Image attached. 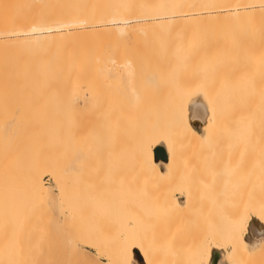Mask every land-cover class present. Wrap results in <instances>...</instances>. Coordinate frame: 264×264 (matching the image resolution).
Returning <instances> with one entry per match:
<instances>
[{"label":"bare ground","instance_id":"6f19581e","mask_svg":"<svg viewBox=\"0 0 264 264\" xmlns=\"http://www.w3.org/2000/svg\"><path fill=\"white\" fill-rule=\"evenodd\" d=\"M2 1L6 2V0H2ZM15 1L16 0H14V3H15ZM36 1H38V0H36ZM36 1H35V3H36ZM7 2H8V0H7ZM7 2H6L7 6H8V4L13 6L12 0H9V3H7ZM10 2H11V4H10ZM16 2L19 4L18 0ZM26 2H27V0H26ZM26 2L25 3L22 2L24 4L23 8H26V6L31 7L29 5L34 6L37 4V3L36 4L32 3L33 1H31V0L28 2H30L32 4L28 3L29 5H27ZM57 4L60 7L64 8L63 13H64V11L67 14L69 13L71 15L73 13L74 17L77 14L80 15V13L81 14L82 13H85V14L90 13V15H91V13H96V16L99 14L98 15L99 17L102 15V18L106 20L105 22L112 23L111 27L113 28V30L114 29L117 30V32L113 33L115 35V37L105 38L101 34L96 32L93 35L92 34L87 35V37H85V35L83 33V36L81 35V37L83 38V42H81L82 39L80 41L79 38H81V37L79 35L78 36L76 35L75 37H71L75 43L72 42L71 38L69 39L71 41H69L67 38L66 44L68 45V49H69V47H71L70 50L71 49H73V50H71L72 51L71 52L70 50L67 51V49H66V52H67L66 58H68L67 59L68 65H67V61H65L66 62V66H65L66 69H64L65 67L63 66L64 67L63 70H65L64 72H66V73L63 74V73L59 72L62 74V75L60 74L61 76L59 75L60 77H62V78H60V80H56L57 77L55 78L53 75H51L52 73H50V75H48V73H47L48 69H52V70L55 69L54 71L56 73L58 71V69H56V67H54V65L48 66L49 63L48 64L45 63V60H47L48 57L45 56L46 58H44V60H43V59H40L38 56H37L38 58H34V57L29 58L30 56L27 57L28 55L25 54L26 55L25 57H27V59L26 60L23 59V62L21 61L22 62L21 64L19 62V63H17L18 65H16V63H14L15 64L14 65L13 64V62H14L13 60L15 58L14 57L15 54H14L13 55L14 58L9 60V61H12V64H11L12 66H9L10 69H8L6 67V65H4L5 68L3 69L4 70L3 74H1V72H0V80H1L0 83L2 84V86L0 84V87H1L0 90L4 87L2 90L6 91L5 88H7L10 90V92L7 91L10 94L13 91V89L16 90L15 89V87H16L17 90H23L25 88L24 91H28L27 94L29 92L34 93V91L36 94H38V93L40 94L41 92H40L39 88L42 87L41 91H44V89H46L45 91H48V89H49V91H51L52 87L53 88L55 87V89H53V90H56V88H57L56 85H57L59 87V89L57 88V90L64 89L66 92L68 89H71L73 92H77V96H76L77 100L76 101L77 102L79 101L80 106L76 107L78 105V103L76 104L75 107H74V105H72V107H73V120L70 121L71 122V128L69 127L70 128V131H69L70 137L67 136L68 137L67 142H69L68 145H70V146H68L69 150H70L69 153L70 152L72 153L73 160L75 158L74 163H77L76 161H78V158H80V157L83 160V162H84V159L88 160L89 158L87 157V155L89 153H91V151L88 149H86V150H88L90 152H87V151L85 152L83 146H87L88 143L90 142L89 137H92V135L95 134L93 132L95 130V127H94V124L92 122V119H93L92 117L94 115L92 110L93 111L96 110V109L94 110V104H93L94 99L92 98L93 97L92 94H94V89L97 88L95 90H98V89L100 90V88L101 89L104 88L102 90L105 91V93L107 92L105 90L107 88H108L109 92H112V91H110L111 90L110 88H114L115 91L119 90L118 92L123 91L120 89H126L127 94H128V92H130V94L132 96V94H133V90H132L133 88L132 87L134 86L137 88V86L135 84L137 83L138 80L136 79L137 81H135V79L133 77V74L136 73L137 71L135 70L136 67H134V62H133V60H135V59L132 60V58L128 55V53H125L126 49H128V51H131V50H133V48H136V47L140 48L141 47L140 50H142V51L144 50L145 53H147V55H148V56L146 55V59H145L146 65L142 64L143 66H141V67H139V69H137L138 73L141 72L143 69H144L143 70L144 72L143 73L141 72V74L139 76L136 75L138 73L135 74L136 78H138V77L140 78V79L138 78L140 81V83L138 81V85H140L142 83L144 86V87H142V85H140L137 88V89L140 88L142 93H140L141 92L140 90L137 93L136 92L137 90L135 91V89H136L135 88L134 91L137 93L136 94L137 96L135 94H133V95L136 96V98L134 96L130 97L129 95H127V96H129L128 97L129 100H127L128 98L126 96L127 101L123 100L121 97H120L121 99L118 97H115V96H119V94H121V93L117 94V91L114 92V90H113V92H112L115 94V95L113 94L112 96H114L116 99H114V97L112 98V96L109 92H108L109 95L107 93V95L109 97L111 96V98L114 99L115 101H117L119 99H120V101L123 100L124 103L126 101L127 103L125 104L126 105L125 107L129 108L131 106L129 109H127L129 111L132 107L135 106V105L132 106L133 104L131 102H130L131 104L128 103L130 100L131 101L134 100V103H136V101H138L137 102L138 104H142L143 99L146 101V98H147V101L145 103L143 102L144 105L143 104L141 105L144 109L145 114L142 113L143 109H141L142 107L140 106L141 112L139 111V108L138 109L136 108L137 111L134 109L135 107L133 109H131L133 111L134 110L136 111V112L132 111L133 116H135L134 114L139 111L141 114H138L139 113L138 112L136 115V116L140 115L139 117L132 118L133 116L129 115V117L131 116V118L135 119V120H136V118L139 119L140 121H141L140 118H142V121L146 120V122L143 121L142 123L140 122L141 124L139 123V125H141V126L143 125L142 127L137 126L139 120L138 121L136 120L137 124H135L136 121L134 122L135 126H133V124L131 122V124H132L131 128L132 127L133 128L138 127V129H143L144 126L147 128H145L146 134H142V136L145 135L144 138H141L143 140L140 141L138 139L140 142L139 143L136 142V143H138V145L136 144L137 147L136 148L133 147L134 149H136V152H135V158L132 159V163L130 162L131 157L129 159V157L126 156L130 152V150L132 149V146L135 145L132 143L133 140L131 141L130 137L132 136V139H133L135 136V135L133 136V134H136V137H137V133L143 132V130H145V129L139 130V132L136 131L137 130L136 129L135 131L137 133H133L134 129H133V131L131 129H129V130H131L130 132L133 133V134L130 133V135L132 134L130 137L127 136L129 131H128V133H125V134H127L126 136H125V134H123L124 136L122 135V138L123 137H125L126 139H127V137L130 138V139H128L130 141H127V142L125 141V142L127 144L131 143L132 146L128 144L130 146V148L127 149V150H129V152L128 153L125 152L126 157H124V158H128L129 162L131 163V164L129 163V165L134 166L133 169L135 168L134 172H136L135 174H136V177L138 178V179H136L137 182L133 183V182H135L134 180H133V182H130L133 179V178H131V180H127L130 183V186L126 183V186H124L125 185L124 184L123 185L124 187H121V185L119 184L120 186L119 185L118 186H119V188L121 187L120 190H122V191L118 190L117 195H119L120 197L119 196L117 197V195L114 194L115 192L113 193L111 191L112 194L110 192L111 197L114 198V196H115V198H114L115 201L113 198L111 199L110 195H108L109 194L108 191L110 188L108 189V191H107V189H106V191L104 189V187L107 186L108 184L104 185L103 188H102L103 184H102V186L100 184V186H98L99 188L97 187L100 192L103 191L102 189H104V191L107 192L108 196L107 195L106 196L111 199L110 201H113L112 204L114 202L116 203V201H118L116 203V206L118 204L117 210H119L118 211L119 213L116 212L117 214H115V217H116V215H118L119 218L121 217V219L124 218V219H126V221H128V224H126V226L124 225V227H126V228H122V229H125L124 232H128V233L122 234L121 236H119L120 238L113 235V238H117V239H115V240H117V242L115 241L116 244L114 242H112V240H109V241H111V243L114 244V247L108 241L109 246L111 248L113 247L112 248L113 249V251H112L113 255L112 254L110 255V253L107 254V252L105 250H103L107 254L104 256V260H105L106 264H124L125 263V251H126L127 245L129 244L130 239H134L135 246H136L138 252L140 253V255L142 257L144 264H161V263L165 264L166 262L163 263L164 260H167V262L169 261V259L164 258L165 252L167 253V255L169 254L168 258L170 257V259H171L169 261L170 264L206 263L208 260V254H209V247L210 246L213 247L215 250L210 251L209 264H211V254L213 252L218 253V255H219V260H218L217 264H219L221 261V255H222V258H223V261L225 264H264V259H261L262 257L264 258V0H57ZM4 6H5V4H4ZM9 8L12 9V7H9ZM16 8H17V6H16ZM31 8H33V7H31ZM20 10H18V11L20 12ZM14 13H16V12H14ZM63 13H62V15L65 14V13L64 14ZM67 16L69 18V15H67ZM63 17H65V16H63ZM74 17H72V18L74 19ZM83 17H85V16H83ZM75 18H77V17H75ZM73 19H71V21H70L71 24H74V23H72ZM86 19L88 20V17ZM101 19H100V21H102ZM24 20H25V22H27L26 19H24ZM65 20H66L65 22L63 21L64 24H66L68 19L66 18ZM79 20H76V22ZM82 20H84V19H81L80 21H82ZM19 21H20V19H19ZM22 22H23V20H22ZM63 22H59V23H63ZM91 22H93V21H91ZM91 22H88V23L90 24ZM97 22H99V21H97ZM59 23L57 22L56 24H59ZM79 23H77L78 24L77 26L81 27L82 25ZM30 25H28V26H30ZM66 25H68V24H66ZM98 25H99V23H98ZM24 26H25V24H24ZM61 26L63 29L64 28L63 24ZM93 26H92V28H94V30H95V27H96L95 23ZM7 27H8V23H7ZM25 27L27 28V26H25ZM40 27H42V26L40 25ZM55 27L56 26H54V29H55ZM18 28H20V27L18 26ZM59 28H56V29H59ZM69 28H70V26H69ZM78 28L76 27V31L78 30ZM108 28H110V27H108ZM40 29H43V28H40ZM62 29H61V31L63 32L65 28L63 30ZM2 30H4V29L2 28ZM33 30H35V29H33ZM44 30H45V28H44ZM103 30L105 31L104 28H103ZM110 30H112V29H109L108 31H110ZM23 31H21V34L26 35V33H23ZM46 31H48V30H46ZM67 31L69 32L68 29H67ZM78 31H80V30H78ZM1 32L2 31H0V34H1ZM52 32H53V30H52ZM105 32H107V31H105ZM17 33H19V32H17ZM28 33H27V36L30 35V34L28 35ZM63 34L65 35V33H63ZM110 34H112V33H110ZM1 35L4 36L5 33H4V35L3 34H1ZM37 35L40 36V34H37ZM46 35H47V33H46ZM49 35H50V33H49ZM5 36L7 37V35H5ZM5 36H4V39H5ZM54 36H56V35H54ZM54 36L52 37V40H54L53 39ZM58 36H59V34H58ZM13 37H15V36L13 35ZM29 37L32 38V36H29ZM31 38H29V40L27 38H25V40L27 39L26 41H30ZM47 38H51V37H47ZM57 38H59V37H57ZM23 39H24V37H23ZM76 39H78V40H76ZM45 40H46L45 42L41 43L40 48H42V49H40L38 47V50H42V51H40V53L38 52L39 54H41V52H43L44 47H45L44 52L46 53L45 50H46L47 46L48 47L54 46L56 48V46H58L59 44L61 45V41H59L60 39L58 40L57 43L55 41L54 42L52 41L54 44L56 43L57 45L56 44L54 45L53 43H51L50 39H49V41L47 39H45ZM14 41L15 40H13V42ZM7 42H8V40H7ZM19 42H21V43H19ZM23 42L20 40L18 42L15 41V43H18L19 48L22 47L23 48L22 50H24V48H26V50H27L29 44H26V42L24 40H23ZM77 42H78V45L76 44ZM0 43H2V42H0ZM22 43L24 45L25 44L26 45L23 47ZM4 44L5 43H3L2 45L4 46ZM52 44H53V46H52ZM2 45H0V46H2ZM19 45H21V47ZM32 45L33 44L31 43L30 48H28V50L33 48ZM33 46H36L35 48H37L38 45L35 44ZM14 47H15V45H14ZM58 48H60V47H58ZM6 50H7V48H6ZM10 50H11V48H10ZM18 50L20 51L21 49H18ZM78 50H79V53L81 55H79V53H77V55H79L80 58H77L76 53H73V51L77 52ZM35 52H36V50H35ZM54 52L55 51L53 50V53ZM3 53H1V54L3 55ZM7 53L5 52L4 54H7ZM25 53H29V52L25 51ZM53 53L52 52L48 53L51 58H48V61H46V62L51 61L49 59L55 58L57 52H55V54H53ZM72 54H74L76 56L72 58V56H74ZM52 55H54V56H52ZM22 56L24 57V55H22ZM57 56H59V55H57ZM19 57H21V56H19ZM52 57H54V58H52ZM147 57H148V59H147ZM0 58H3V57L1 56ZM8 59L9 58H7V60ZM0 61H1V59H0ZM3 61H5V60H3ZM17 61H19V60H17ZM52 61H54V60H52ZM75 61H77V62L75 63ZM7 63L9 64L10 62H7ZM3 64H5V62H3ZM4 66H2V67H4ZM53 67H54V69H53ZM142 67H143V69H141ZM134 70L136 72H134ZM139 70H141V71H139ZM142 74H144V76H143L144 78L143 77L141 78ZM63 76H65V77H63ZM131 79H133L134 83L131 82L132 81ZM141 79H144V82H142L143 80H141ZM131 83L134 85H132ZM48 84L50 87L48 86ZM126 85H127V87H126ZM129 85L132 89L129 87ZM10 86L11 87L14 86V87L11 88ZM21 87H22V89H21ZM66 87H67V89H65ZM141 87H142V89L143 88L144 89L142 90ZM128 88H130V89H128ZM38 89H39V91H38ZM145 89H146V91H145ZM53 90H52V92H53ZM143 91H145V94H147V95H145L143 93ZM7 92L4 93L7 96V97L4 96V97H6L5 99H7L8 96L14 94V96H10V98H8L10 100V101L8 100L9 101L8 105L10 107V105H11L10 102H12L14 105V103L16 102L15 100L18 99V97H20V96L18 95V97L16 96L17 98H15V92L11 93L10 95ZM78 92H80V93L78 94ZM1 93H2V91H1ZM19 93H21V92L18 91V94ZM35 93H34V95H35ZM67 93H70V91L68 90ZM139 93L141 94L142 98H143L142 94H144V96L146 98L141 99ZM42 94H44V93H42ZM53 94H54V92H53ZM122 94H123L122 97L126 95L125 93H122ZM16 95H17V93H16ZM48 95H50V94H48ZM71 95H72V92H71ZM74 95H75V93H74ZM96 95H97V93H96ZM69 96L70 95H68V97ZM11 97L12 98L14 97L15 100H11L12 99ZM104 97H105V95H104ZM109 97H107L108 100L110 99ZM137 97L138 98L140 97V101L137 99ZM28 98L29 97H27V99ZM35 98H36V96H35ZM91 98L93 101L91 100ZM95 98H97V97H95ZM130 98H134V99L132 100ZM19 99L22 100L23 98L22 99L19 98ZM61 99H63V98H61ZM2 100H4V99H2ZM45 100H47V99H45ZM68 100H69V98H68ZM73 100H75V99H73ZM109 101H112V100H109ZM18 102H16V103H18ZM112 102H114V101H112ZM21 103H23V102L20 101V104ZM44 103H45V101H44ZM69 103H70V101H69ZM109 103L108 104L106 103L107 106L109 105ZM137 103H136V107H138ZM146 103H147V105H145ZM5 104L7 105V103H5ZM119 104H123V103L118 102V106L119 107L123 106V108L125 110L124 105L120 106ZM3 106H4V104H3ZM2 108H1V110L5 109V108L4 109H2ZM108 108H107L106 112L109 111ZM115 108H116V105H115ZM6 109H7V107H6ZM112 109H113V107H112ZM122 109H120V110L122 111ZM120 110L118 109L119 114L115 113L116 114L115 116H117V114L123 115V112H125V111L123 110V112L121 113ZM42 112L43 111H41V113ZM91 112L93 113V115L90 114ZM115 112H116V110H115ZM126 112H128V111H126ZM126 112H125V114H126ZM109 113H111V111H109ZM5 114H8V112ZM51 114H53V113H51ZM128 114H131V112ZM13 115H15V113ZM127 115H125V116H127ZM143 115H144V117H142ZM59 116H61V114ZM113 116H114V114H113ZM113 116L111 115V117H113ZM103 117H104V115H103ZM12 118H13V116H12ZM120 118H122V116H119V119ZM131 118H129L130 121H131ZM63 119L64 118H62V121H63ZM122 119L127 120V118L124 119V116ZM123 120L121 122H123ZM65 121H67V120L65 119ZM65 121H64V123H65ZM115 121H118V119H116ZM9 122H13V121H9ZM3 123L5 124L4 121H3ZM69 123H67V125ZM8 124H10V123H8ZM129 124H127L126 126H129ZM17 125H18V123H17ZM29 125H31V124H29ZM59 125H61V124H59ZM110 125H111V123H110ZM120 125L119 126L117 125L118 126L117 128H119ZM5 126H6V124H5ZM8 126L9 125H7V127ZM2 128L3 127L1 126L0 129L2 130ZM10 129H12V128H10ZM115 129H116V126H115ZM122 129H123V127H122ZM64 130H65V128H64ZM116 131H117V133L120 132V130L118 131V129ZM122 131H125V128H124V130H121L120 134L124 133ZM69 133H68V135H69ZM52 134H53V132H52ZM139 134H138V136H139ZM11 136H12V134H11ZM13 136L15 137L16 135H13ZM30 136H31V134H30ZM118 136H119V134H118ZM118 136H117V138H118ZM22 137H20V138H22ZM99 137H102V136H99ZM136 137H135V139L138 138V137L137 138ZM64 138H66V137H64ZM95 138L96 137H94V141L97 142V138H96V140H95ZM103 138H105V137H103ZM4 139H5V137H4ZM118 139H121L120 136ZM135 139H134V141H135ZM47 140H49V139H47ZM53 141H54V139H53ZM80 141L84 142V145L81 144ZM100 141H98V144L100 143ZM105 141L103 143H105ZM118 142H119V140H118ZM120 142L122 143L123 141H120ZM5 143H7V142H5ZM109 143H107L108 146H109ZM85 144H87V145H85ZM92 144H94V143H92ZM96 144H94V145H96ZM81 145H82V147H81ZM110 145H111V143H110ZM64 146H66V145H64ZM88 146L89 147L91 146V142L89 143ZM121 146L124 147L125 145H121ZM121 146H119V147H121ZM96 147L98 149L99 146H96ZM106 147H107V145H106ZM113 147H115V146H113ZM119 147H117V148H119ZM123 147H122V150H123ZM158 147L161 148V150H159V152H158L159 155H164L166 157V160L164 162L160 161V160H155L153 151H154V149H156ZM92 149H93V147H92ZM111 149H112V147H111ZM9 150H10V148H9ZM34 150H36V149H34ZM107 151H109V150H107ZM131 151H133V150H131ZM7 153L8 152L5 151V145L3 144V147L0 150V163H2L5 166L8 164L7 163L8 159H9L8 157L10 156V155L7 156ZM66 153H67V151H66ZM118 153H120V152H118ZM78 155L80 157H78ZM108 155H110V154H108ZM152 155H153V161L154 162L151 159ZM102 156H104V155L102 154ZM102 156L100 158H102ZM122 156L123 155H121L120 157L122 158ZM105 159L107 160V158H104V160ZM82 160L80 162H81V164H83L82 165V167H83L84 163L82 162ZM98 160H100V159H98ZM123 160H125V159H123ZM110 161L111 160H109L108 161L109 163H107L108 166H110V164H111ZM156 161L164 163L162 166L163 171H161L159 169V167L155 163ZM101 162L104 163V161H101ZM32 163H34V162H32ZM62 163H63V161H62ZM113 163L114 162H112V165H113ZM125 163H124V165H125ZM29 164H30V162H29ZM40 164L42 165V163H40ZM81 164L79 166H81ZM37 165H38V162H37ZM105 165H106V163H105ZM126 165H128V164H126ZM73 166L75 167L76 165H73ZM108 166H107V168H110ZM102 167H104V165ZM119 167L121 169L122 166L120 165ZM112 168L113 167H111L110 170H112ZM114 168L116 169L117 167H114ZM38 169L40 170L39 167H38ZM35 170H31V172L27 173L26 179H24V182L26 185L24 187L22 184V186L24 188L22 187L23 190H20V191L24 192V194H25L24 198H26V199L24 200L22 198V200L27 201V199L30 197L32 201H30V199H28L27 202L29 203V205L31 202H33V204L36 206V208H39V207L44 208V202H43V200H44V198H43L44 186H43L42 181H41V176L39 174L37 175V172L36 173L34 172ZM42 170L45 171L46 169L45 170L42 169ZM60 170H62V169H60ZM69 170H70V167H69ZM80 170L82 173L83 168L80 167L79 172H80ZM97 170H98V168H97ZM110 170H109V172L111 173ZM126 170H129V169L126 168ZM73 171L76 172V168ZM73 171H72V173L76 174ZM103 171H107V170H103ZM103 171H102V174L104 173ZM124 171L125 170H122V172H124ZM126 172L124 173V175H126ZM0 173H1V171H0ZM21 173H19V174H21ZM42 173H45V172H42ZM72 173H69V175L70 174L72 175ZM106 173H108V172H106ZM46 174H47V172H46ZM83 174H81V175H83ZM102 174H100V175H102ZM66 175H68V173ZM81 175L79 178H81ZM21 176H22V174H21ZM63 176H64V173H63ZM76 176L77 175H75V177ZM130 176L133 177L131 172H130ZM49 177H52V175L49 174ZM72 177H73V175L70 176V178H72ZM110 177H111V175H109V178ZM75 179H73V180L75 181ZM97 179L101 180V178H97ZM123 179L125 180V178H123ZM73 180H71V181H73ZM82 180H84V179L82 178ZM112 180L114 182V179H112ZM22 181H23V179H22ZM76 181H77V179H76ZM76 181H75V184H76ZM105 181H104V183H105ZM111 181L109 180L110 183H111ZM73 182H72V184H74ZM81 182H83V181H81ZM117 182H115V184ZM120 182H122V181L120 180ZM62 183H65V182H62ZM92 183H94V182H92ZM106 183H108V182H106ZM14 184H12V185H14ZM82 184H85V183H82ZM82 184H80V185H82ZM117 184L115 186H117ZM0 185H1V183H0ZM2 185H3V183H2ZM7 185L8 184H6V186ZM77 185H73V186L71 185V187H65V186H62V184L61 185L57 184L56 189H55V193H56L55 195H56V200L60 206V210H61L62 214L71 215V220H72V217H76L77 215H79L81 208H83V210H85V211H82L85 214L83 215V213L81 212L82 216L80 215L79 218L86 216V214H87V218H88L89 216H91L90 214H92L93 211H95V212L97 211L96 208H98L99 206L104 209V207L107 205L106 202H108L109 200L106 199L107 201H105L103 199L104 200L103 203L106 204L103 206L99 205L98 202L100 201L102 203V200H99V199L102 196H103L102 198H105L104 196L106 193L103 194L101 192L102 193L101 194L100 192H98L96 190L97 195H95V194H92L93 193L92 191H94V193H95V190H92L94 187L91 188L90 186L89 187L84 186V188H82L83 186H80L81 187L80 188ZM86 185H88V184H86ZM109 185H111V184H109ZM127 185L129 187V189H128ZM118 186L115 187L114 190H116V188H118ZM100 187H101V190H100ZM157 188L159 189L160 194L159 193L156 194L155 192H153V189H157ZM4 189H6V188H4ZM4 189H2V191H0V194H3ZM12 189H13V187H12ZM16 189H17V187H16ZM158 189L156 192H158ZM110 190H113V189H110ZM123 190H124V193H123ZM126 190H128V191H126ZM150 190L153 193H151ZM119 192H121L123 194H121ZM13 193H14V195L16 194L15 192H13ZM99 193L102 195L101 197L98 196ZM113 194H114V196H112ZM3 195H2V198H4L6 194L4 195V197H3ZM152 195H153V197H152ZM20 196H24V195H20ZM26 196H28V197H26ZM179 198H183V201L179 202L178 201ZM7 199H9V198H7ZM0 200L2 201L1 197H0ZM110 201L108 202L109 206L111 205V204H109ZM18 202L19 201L15 202L16 203L15 206L14 205H12V206L18 208L17 207ZM27 202H23V203L27 204L26 208L27 209L29 208V211H30V209L32 210V207H34V205L31 204L30 206H32V207H27V206H29ZM9 203H10V201H9ZM6 204H7V202H5V205ZM11 204H13V203H10V205ZM21 204H22V202H21ZM114 204L112 205V207H114ZM2 205H0L1 206L0 208H2ZM21 207L22 206L20 205L19 208H21ZM7 208H8V206H7ZM36 208H35V211L38 210ZM115 208H117V207H115ZM7 210H10V208ZM20 210L21 209H19V211ZM33 210H34V208H33ZM99 210H101V209L99 208ZM111 210H113V209L111 208ZM107 211L105 213H107ZM27 212H28V210H27ZM40 214H38L39 217H40ZM102 214L103 213H101V215ZM46 215H47V213H46ZM95 216L96 215H94L93 217H95ZM99 216H100V214H99ZM93 217H91V219ZM250 217H253V218L249 222V226H248L249 233L247 234V237H246L247 222L249 221ZM65 218L63 219L64 222H65ZM81 219H83V218H81ZM111 220L113 222V219H111ZM66 221H67V219H66ZM89 221L90 220L88 219L87 223L90 226L92 220L90 222ZM93 221H94V219H93ZM100 221H102V220L99 219V223H100ZM107 221H108V218H107ZM73 222H74V220H73ZM97 223H98V221H97ZM105 223L106 222H104V224ZM110 223H111V221H110ZM66 224H68V222ZM111 224H112L111 225V227H112L113 223H111ZM115 224H116V222H114V227H117V229H118L120 225L118 224L119 226H116ZM122 224H123V222H122ZM152 224H156V225L158 224V226L159 225L162 226L163 229H161V230H165V231H163V233L166 235H164V234L162 235L161 233L158 235V232L161 230L158 229L159 227H157L158 232L155 231L156 225H152ZM39 225H40V223H39ZM91 225H93V223ZM2 226H3V224H2ZM9 226H10V224H9ZM75 226L76 225H74V227ZM151 226H154L153 227L154 229H152ZM83 227H85V226H82V228ZM92 227H94V226H92ZM107 227H108V225H107ZM122 227H123V225H122ZM95 228H97V227H95ZM109 229H111V228H109ZM73 230H74V234H77V233H75L76 230L75 229H73ZM97 230H100V228ZM118 230L115 233L117 236L120 234V232L118 233ZM2 231H1V233H2ZM57 231L59 232V230H57ZM79 231L80 230H78V232ZM86 231H87V229H86ZM100 231H97V234L100 235V233H98ZM103 231H105V229ZM112 231L115 232V230H112ZM150 231L153 234H151ZM154 231L156 232L155 234H154ZM88 232H90V231H88ZM80 234H81V232H80ZM112 234H114V233H112ZM155 235H156V237L157 236L160 237V235L164 236V237L166 236V238L163 240H165V244H166L167 249H163V248H165V245L164 246L162 245V243H163L162 238H164V237H162V238H160L161 241H159L158 239L156 241V242L161 243V245L159 246L160 248L163 246V248H161V250L159 248L158 249L159 252H157L158 247H154L155 245H154V243H152V241L155 242V240H153V238L155 239V237H154ZM72 236L74 237V235H72ZM80 236H83V235H80ZM101 236L104 237V235L101 234L100 238H102ZM151 236H152V240L150 238ZM76 237H77V235H76ZM86 237H87V234H86ZM92 237H90V238H92ZM113 238H111V239H113ZM87 239H89V237ZM93 239H95V240L97 239L96 234H95V238L93 237ZM95 240H92V241L94 242ZM118 240H119V242H118ZM71 241H73V240H71ZM77 241H81V240H77ZM84 241H86V240H84ZM106 241L107 240H105V243H108ZM81 242H83V241H81ZM93 242H92V244H93ZM102 242L100 243V241H98L97 243H100L102 245ZM90 243L91 242H89V245L85 244V246L88 245V248L91 250H94L95 252L100 249L101 245L99 246V249H97L96 247L99 244L96 245V242H95L94 243L96 245L95 246L94 244L92 245ZM117 243H118V245H117ZM160 243H157V244L155 243V244L158 245ZM80 244H82V243H80ZM109 246L108 247L106 246L107 249L109 248ZM154 248H156V249H154ZM100 250H99V254L102 251V250L101 251ZM154 250L156 251L155 254L158 253L160 255L163 253L162 254L163 256L160 255V257L164 258L163 262H161L162 258L157 256V258L161 259V261L159 263V259H156V257L154 256L155 255ZM107 251H109V250H107ZM162 251H164V252H162ZM104 252H103V254H104ZM82 253H83V251H81V255L83 256ZM81 255H80V257H82ZM167 255L165 254V257ZM85 256L89 257L91 255L88 256V253H87V254H85ZM91 258L93 259L92 256H91ZM83 259L78 257L76 259V261L81 262V261H83ZM92 259H90V260H92ZM94 260H96V259H94ZM156 260H158L157 263L155 262ZM84 262H86V258H85ZM84 262H83V264H84ZM169 263H166V264H169ZM103 264H105V263H103Z\"/></svg>","mask_w":264,"mask_h":264},{"label":"rangeland","instance_id":"374dc122","mask_svg":"<svg viewBox=\"0 0 264 264\" xmlns=\"http://www.w3.org/2000/svg\"><path fill=\"white\" fill-rule=\"evenodd\" d=\"M17 1V0H16ZM15 1V3H14V0H12V2H13V6L12 5H9L8 4V6L9 7H12V9H10L7 5H6V2H7V0H6V2H4V1H2V0H0V31H2L1 32V34H3L4 35V33H5V35H7V37L5 36V39H4V36H2L1 34H0V42H2V43H0V45H2L3 43H5L4 44V46L2 47V46H0V57L2 56L3 58H0L1 59V61H0V66L3 64V62H5V64H3L2 66H4V65H6V67L8 68V69H10V67L9 66H12L11 64H12V61H9V60H11V59H13L14 57V62H13V64L14 63H16V65H18L17 63H19L20 62V64L23 62V59H27V57H29V58H40V59H43L44 60V58H46V57H48V58H51L50 57V55L48 54L49 52H52L53 53V50L55 51V52H57V54H56V56H55V58L54 57H52V58H54V59H49V60H51V61H49V62H46V61H48V58H47V60H45V63L46 64H48L49 63V65L48 66H52V65H54V67H56V69H58V71H57V73L54 71L55 69H54V67H53V69L54 70H52V69H48L47 71V73H48V75H50V73H52L51 75H53L55 78L57 77H59L58 79L56 78V80H60V78H62V77H60L62 74L61 73H66V72H64L65 70H63V68L66 66V62L65 61H67V59L68 58H66V56H67V52H66V49H67V51H69L70 50V48L71 47H69V49H68V45L66 44V41H67V38H68V40L71 38V37H75L76 35L78 36H80L81 37V35L83 36V33H84V35H85V37H87V35H93L94 33H99V34H101L103 37H105V38H111V37H115V35L113 34V33H115V32H117V30L116 29H114L113 30V28L111 27L112 26V23H110V22H105L106 20L105 19H103L102 18V15L99 17L98 15L96 16V13H91V15L93 16H91L90 15V13L88 14V13H80V15L79 14H75L76 16L75 17H77V18H75L74 16H73V13H72V15L71 14H67L65 11H64V13L66 14H64L63 13V7H60L58 4H57V0H38V1H36V0H31V1H33L32 3H35V1H36V5H29L28 3H30V2H28V1H30V0H27V2H26V0L24 1V0H21L23 3H25L26 2V4L27 5H29V6H31V7H33V8H31V7H27L26 6V8H23L24 7V4L20 1V0H18V2H19V4L17 3ZM2 2V3H1ZM4 2V3H3ZM7 3H9V0H8V2ZM22 3V4H21ZM32 3H30V4H32ZM4 4H5V6H4ZM10 4H11V2H10ZM15 6V7H14ZM16 6H17V8H16ZM21 7V8H20ZM30 8V9H29ZM21 9V10H20ZM23 9V10H22ZM18 10H20V12L18 11ZM22 11V12H21ZM14 12H16V13H14ZM11 13V14H10ZM62 13L64 14V15H62ZM88 14V15H87ZM95 14V15H94ZM3 15V16H2ZM8 15V16H7ZM67 15H69V18H68V16ZM87 15V16H86ZM63 16H65V17H63ZM83 16H85V17H83ZM96 16V17H95ZM11 17V18H10ZM62 17V18H61ZM72 17H74V19L72 18ZM83 17V18H82ZM88 17V20L86 19ZM95 17V18H94ZM5 18V19H4ZM26 19V21L27 22H25V20L24 19ZM59 18V19H58ZM61 18V19H60ZM64 18V19H63ZM68 19L67 20V22H66V24H68V25H66V24H64V22L66 21L65 19ZM98 18V19H97ZM102 18V19H101ZM19 19H20V21H19ZM71 19H73V21H72V23H74V24H71L70 23V21H71ZM81 19H84V20H82V21H80ZM100 19L102 20V21H100ZM14 20V21H13ZM22 20H23V22H22ZM58 20V21H57ZM76 20H79V21H77L76 22ZM17 21V22H16ZM64 21V22H63ZM87 21V22H86ZM91 21H93V22H91ZM97 21H99V22H97ZM2 22V23H1ZM59 23V22H63V23H59V24H56V23ZM76 22V23H75ZM80 22V23H79ZM88 22H91L90 24L88 23ZM7 23H8V27H7ZM77 23H79V24H81L82 26L81 27H79V26H77L78 24ZM85 23V24H84ZM94 23H95V30H94V28H92V26L94 25ZM98 23H99V25H98ZM105 23V24H104ZM11 24V25H10ZM24 24H25V26H27V28L24 26ZM31 24V25H30ZM63 24V27L65 28H63L64 29V31L62 32L61 31V29H62V25ZM76 24V25H75ZM92 24V25H91ZM101 24V25H100ZM103 24V25H102ZM28 25H30V26H28ZM39 25V26H38ZM40 25L42 26V27H40ZM51 25V26H50ZM58 25V26H57ZM75 25V26H74ZM85 25V26H84ZM18 26L20 27V28H18ZM44 26V27H43ZM54 26H56L55 27V29H54ZM69 26H70V28L72 29H70L69 28ZM90 26V27H89ZM14 27V28H13ZM35 27V28H34ZM60 27V28H59ZM76 27L78 28V30H80V31H76ZM86 27V28H85ZM94 27V26H93ZM108 27H110V28H108ZM2 28L4 29V30H2ZM35 29V30H33V29ZM40 28H43V29H40ZM44 28H45V30H44ZM53 28V29H52ZM56 28H59V29H56ZM75 28V29H74ZM103 28L105 29V31H107V32H105L104 30H103ZM107 28V29H106ZM11 29V30H10ZM18 29V30H17ZM21 29V30H20ZM39 29V30H38ZM62 29V30H63ZM67 29L69 30V32L67 31ZM85 29V30H84ZM93 29V30H92ZM100 29V30H99ZM109 29H112V30H110V31H108ZM24 30V31H23ZM44 30V31H43ZM46 30H48V31H46ZM52 30H53V32H52ZM55 30V31H54ZM84 30V31H83ZM89 30V31H88ZM7 33H6V32ZM10 31V32H9ZM21 31H23V33H26V35H22L21 34ZM36 31V32H35ZM46 31V32H45ZM60 33H59V32ZM66 31V32H65ZM99 31V32H98ZM17 32H19V33H17ZM29 32V33H28ZM35 32V33H34ZM50 33V35H49V33ZM75 32V33H74ZM112 33V34H110V33ZM27 33H28V35L29 36H32V38L31 37H29V36H27ZM46 33H47V35H46ZM63 33H65V35L63 34ZM69 33V34H68ZM74 33V34H73ZM78 33V34H77ZM81 33V34H80ZM105 33V34H104ZM35 34V35H34ZM37 34H40V36L39 35H37ZM58 34H59V36H58ZM61 34V35H60ZM67 34V35H66ZM71 34V35H70ZM13 35L15 36V37H13ZM22 35V36H21ZM37 35V36H36ZM54 35H56V36H54ZM2 36V37H1ZM18 36V37H17ZM27 36V37H26ZM54 36V40H52V37ZM61 36V37H60ZM64 36V37H63ZM66 36V37H65ZM70 36V37H69ZM107 36V37H106ZM11 37V38H10ZM20 37V38H19ZM23 37H24V39H23ZM31 38V40L30 41H26L27 39L29 40V38ZM35 37V38H34ZM47 37H51V38H47ZM57 37H59V38H57ZM8 38V39H7ZM25 38H27L26 40H25ZM40 38V39H39ZM79 38V37H78ZM8 40V42H7V40ZM10 39V40H9ZM18 39V40H17ZM26 42V44H29V46H28V48H30V45H31V43L33 44V45H35V44H37L38 46H37V48H35L36 46H33L32 45V47L33 48H31L30 50H28V48H27V50H26V48H24V50H22L23 48L21 47V45H19L21 48H19L18 47V43H15V41L16 42H18L19 40L20 41H22L23 42V40ZM45 39H47L48 41H49V39L51 40V43H53L54 41L57 43L58 42V40L59 41H61V45L59 46H56V48L53 46V44H52V46L53 47H51L50 45V47H48L47 46V48H46V53L44 52V49H45V47L43 48V52H41V54H39L40 53V51H42V50H38V47L40 48L41 47V43L42 42H45L46 40ZM72 39V38H71ZM80 39V41H81V39H82V41L81 42H83V38L81 37V38H79ZM12 40V41H11ZM13 40H15L14 42H13ZM76 40H78V39H76ZM32 41V42H31ZM53 41V42H52ZM65 41V42H64ZM69 41H71V40H69ZM72 42H74L73 41V39H72ZM10 45H9V44ZM19 43H21V42H19ZM24 43V42H23ZM22 43V46L24 47L25 45ZM35 43V44H34ZM55 43V44H56ZM75 43V42H74ZM8 44V45H7ZM54 44V45H55ZM65 44V45H64ZM77 45H78V42L76 43ZM80 44V43H79ZM14 45H15V47H14ZM17 45V46H16ZM57 45V44H56ZM10 46V47H9ZM58 47H60V48H58ZM78 47V46H77ZM4 50H3V49ZM6 48H7V50H6ZM10 48H11V50H10ZM18 49H21L20 51L18 50ZM40 49H42V48H40ZM63 49V50H62ZM78 49V48H77ZM76 49V50H77ZM138 49V50H137ZM141 49V47L139 48V47H136V48H133V50H131V51H128V49H126V52L125 53H128V55L132 58V60L133 59H135V60H133V62H134V67H136V71L134 70V72H136V73H138V70L137 69H139V67H141V66H143V65H146L145 63H146V55H147V53H145V51L143 50H140ZM6 50V51H5ZM35 50H36V52H35ZM65 50V51H64ZM71 50H73V49H71ZM70 50V51H71ZM5 53H7V54H4L3 52ZM13 51V52H12ZM25 51H27V52H29V53H25ZM34 51V52H33ZM33 52V53H32ZM39 52V53H38ZM55 52L53 53V54H55ZM72 52V51H71ZM1 53H3V55L1 54ZM18 53V54H17ZM37 53V54H36ZM69 53V52H68ZM73 53H76V55H77V53H79V50L77 51V52H74L73 51ZM12 56H11V55ZM15 54V55H14ZM28 55L27 57H25L26 55ZM31 54V55H30ZM8 57H7V56ZM13 55H14V57H13ZM18 55V56H17ZM22 55H24V57L22 56ZM33 55V56H32ZM44 55V56H43ZM57 55H59V56H57ZM72 55H74V54H72ZM76 55H74V56H72V58L73 57H75ZM79 55H81L80 53H79ZM79 55H77L76 57L77 58H80V56ZM92 55V54H91ZM19 56H21V57H19ZM36 56V57H35ZM38 56V57H37ZM42 56V57H41ZM46 56V57H45ZM52 56H54V55H52ZM71 56V55H70ZM79 56V57H78ZM148 56V55H147ZM7 58H9L8 60H7ZM16 59V60H15ZM58 59V60H57ZM65 59V60H64ZM147 59H148V57H147ZM3 60H5V61H3ZM17 60H19V61H17ZM52 60H54V61H52ZM64 60V61H63ZM77 60V59H76ZM16 61V62H15ZM22 61V62H21ZM7 62H10L9 64L7 63ZM57 62V63H56ZM74 62V61H73ZM77 61H75V63H76ZM7 63V64H6ZM51 64V65H50ZM74 64V63H73ZM143 64V65H142ZM8 65V66H7ZM15 65V64H14ZM67 65H68V61H67ZM0 67L1 69H0V72H1V74H3V69L5 68V66L4 67ZM64 66V67H63ZM68 67V66H67ZM146 67V66H145ZM12 68V67H11ZM64 69H66V67L64 68ZM141 69H143V67L141 68ZM2 70V71H1ZM51 70V71H50ZM63 70V71H62ZM144 70V69H143ZM141 71V70H139V71H141L142 73L144 72V71ZM50 71V72H49ZM53 71V72H52ZM59 72H61V73H59ZM141 72H139L138 74H136V73H134L133 74V77H134V79H135V81H139V79L138 78H136L135 76L137 75V76H139L140 74H141ZM55 75H54V74ZM146 73V72H145ZM144 73V74H145ZM57 74V75H56ZM61 74V75H60ZM136 74V75H135ZM144 74H142L141 75V78L144 76ZM60 75V76H59ZM67 76V75H66ZM63 77H65V76H63ZM144 78V77H143ZM137 79V80H136ZM132 81V83H134V81H133V79H131ZM141 80H143L142 82H144V79H141ZM1 81V80H0ZM138 81H137V83L135 84L136 86H137V88H138V86H140V85H142V87H144L143 86V84L141 83L140 85H138ZM131 83V84H132ZM139 83H140V81H139ZM1 84V83H0ZM130 84V85H131ZM13 85V84H12ZM130 85H129V87H130ZM132 85H134V84H132ZM131 85V86H132ZM145 85V84H144ZM1 86H2V84H1ZM48 86H49V84H48ZM47 86V87H48ZM53 86V85H52ZM51 86V87H52ZM11 87V86H10ZM9 87V88H10ZM12 87H14V86H12ZM11 87V88H12ZM50 87V86H49ZM48 87V88H49ZM56 87L59 89V87L56 85ZM63 87V86H62ZM126 87H127V85H126ZM142 87H141V89H142ZM1 88V87H0ZM4 88V87H3ZM2 88V89H3ZM42 88V87H41ZM41 88H39L40 89V94L38 93V94H36L35 93V91H34V93H35V95H34V93L32 92V93H28L27 94V92L28 91H24V89L23 90H17V88L15 87V89L16 90H14L13 89V91L11 92V93H14L15 92V98H17L18 97V95L20 96V97H18V99H14V97L11 99V100H15L16 102H18V103H14V105H13V103L12 102H10V107H9V105H8V103H9V99L8 98H10V96H14V94L13 95H10L7 91H9L10 92V90L9 89H7V88H5L6 89V91H4V90H0V128H1V126L3 127L2 128V130L0 129V150L2 149V147H3V144L5 145V151L6 152H8L7 153V156H9L8 158V166L6 165H3L2 163H0V171H1V173H0V183H1V185H0V191H2V189H4V188H6V189H4L3 191V194L5 195V197H4V195L3 194H0V197H1V199H2V201L0 200V205H2V208H0V226L2 227H0V234L2 235H0V264H83V262L85 261V258H86V262H84V264H103V263H105L106 264V262H105V260H104V256L105 255H107L108 253H110V255L112 254L113 255V253H112V251H113V247H114V244L113 243H111V241H109V240H112V242H114L115 244H116V242H117V240H115V239H117V238H113V235H115L116 237H118V238H120L119 236H121L122 234H124V233H128V232H124L125 231V229H122V228H126V227H124V225L126 226V224H128V221H126V219H124V218H122L121 219V217L119 218V216L118 215H116V217H115V214H117L116 212H118L119 210H117L118 209V204H117V206H116V203L118 202V201H116V203L114 204V207H112V202L113 201H110L113 197H111V194H112V192L114 193V194H116L117 195V192H118V190H120V188L121 187H124V186H126V183L130 186V183L127 181V180H131V178H133L130 182H133V180L135 181V182H133V183H136L137 181H136V179H138L137 177H136V172H134V170H135V168L133 169V167L134 166H132V165H129V163L131 162L132 163V159H134L135 158V152H136V149H134L133 147H137V145H138V143L141 141V140H143V139H141V138H144L145 137V135L144 136H142V134H146V129L145 128H147V127H143V129H145V130H143V129H138V127L137 128H131V126H132V124H133V126H135L134 125V122L137 120H139V119H137L136 118V120L135 119H132V118H134V117H139V116H136L137 115V113L141 110V109H143V107L141 106L142 104L144 105V103L147 101V98L144 96V94H145V91H146V89H145V91H143V93L144 94H142V96H143V98H146V101L141 97V94L140 93H142V91L140 90V88L139 89H137L136 87H130L132 90H133V94H137L138 92H139V90L141 91L139 94H140V97H141V99H143V102H142V104H138L137 102L138 101H136V103H137V106L138 107H136V103H134V98H130V99H132L133 101H129L128 103H132L133 105L132 106H134V107H132L131 109H135L136 110V108L138 109L139 108V111L137 112V113H135L134 115L135 116H133V113H132V111L133 110H131L130 109V111L129 110H127V109H129V108H126L125 106V104L127 103L126 101L127 100H129V96L130 97H132V96H134L133 94H132V96H131V94H130V92H128V94H127V90L126 89H120V90H123V91H121V92H118L117 90V94H119V93H121V94H119V96H115V97H118V98H122L123 100H126V96L127 95H129V96H127V100L125 101V103H124V101L123 100H121L120 101V99L119 100H117V101H115L114 99H116L114 96H112L114 93H112L113 92V90H114V88H110L111 90L110 91H112V92H109V90H108V88L107 89H105L107 92L105 93V91H103L102 89H104V88H100V90L98 89V90H95V89H97V88H95L94 89V94H92L93 95V99H94V102H93V104H94V110L95 111H93L92 110V112L94 113V115H93V113L91 112L90 114H92L93 115V119H92V122H93V124H94V127H95V130L93 131L95 134L94 135H92V137H89V140H90V142H91V146L89 147L88 145H89V143H88V145L87 144H85V145H87V146H83V148H84V151L86 152H90L91 151V153H89L88 155H87V157L89 158H87L88 160H85L84 159V162H83V160L81 159V157L78 155V157H80V158H78V161H76L77 163H74L75 161V158H74V160H73V156H72V153L70 152L69 153V147L68 146H70V145H68L69 144V142H67L68 141V137H70V133H69V131H70V128H71V122L70 121H72L73 120V107H72V105H74V107L76 106V104L78 103V105L76 106V107H78V106H80V103H79V101L77 102L76 100V96H77V92H73L71 89H68L69 91H70V93H67V91L65 92V90L64 89H60V90H57V88H56V90H53V89H55V87L53 88L52 87V90H53V92H54V94H53V92H52V90L51 91H49V89H48V91H45L46 89H44V91H41L42 89ZM46 88V87H45ZM125 88V87H124ZM130 88H128V89H130ZM136 88V89H135ZM21 89H22V87H21ZM27 89V88H26ZM35 89V88H34ZM39 89H38V91H39ZM65 89H67V87L65 88ZM134 89H135V91L137 92H135L134 91ZM144 89V88H143ZM142 89V90H143ZM12 90V89H11ZM36 90V89H35ZM64 90V91H63ZM1 91H2V93H1ZM4 91V92H3ZM17 91V92H16ZM18 91L19 92H21V93H19L18 94ZM30 91V90H29ZM32 91V90H31ZM96 91V92H95ZM115 90H114V92H116ZM8 93L10 96H8V98L7 99H5L7 96L4 94V93ZM25 92V93H24ZM56 92V93H55ZM71 92H72V95H71ZM111 94V96H112V98L114 97V99H112L111 98V96L109 97L108 95H109V93ZM135 92V93H134ZM16 93H17V95H16ZM42 93H44V94H42ZM62 93V94H61ZM70 95L69 97H68V95ZM74 93H75V95H74ZM80 92H78V94H79ZM93 93V92H92ZM96 93H97V95H96ZM101 93V94H100ZM104 93V94H103ZM107 93H108V95H107ZM122 93H125L126 95L125 96H123L122 97ZM132 93V92H131ZM147 93V92H146ZM32 94V95H31ZM48 94H50V95H48ZM53 94V95H52ZM52 95V96H51ZM67 95V96H66ZM91 95V96H92ZM100 95V96H99ZM104 95H105V97H104ZM115 95V94H114ZM145 95H147V94H145ZM4 96H6V97H4ZM17 96V97H16ZM35 96H36V98H35ZM55 96V97H54ZM58 96V97H57ZM103 96V97H102ZM137 96V95H136ZM136 96H134L135 98H136ZM26 99H25V98ZM27 97H29L28 99H27ZM32 97V98H31ZM57 97V98H56ZM95 97H97V98H95ZM107 97H109L110 99L109 100H112V101H114V102H112V101H109L108 100V98ZM140 97L138 98L137 97V99L140 101ZM4 99V100H2V99ZM19 98H23L22 100H20ZM49 98V99H48ZM51 98V99H50ZM61 98H63V99H61ZM68 98H69V100H68ZM92 98H91V100H92ZM107 98V99H106ZM125 98V99H124ZM33 99V100H32ZM45 99H47V100H45ZM73 99H75V100H73ZM9 100V101H8ZM18 100V101H17ZM36 100V101H35ZM45 101V103H44V101ZM105 100V101H104ZM110 102H108V101ZM136 100V99H135ZM20 101H22L23 103H21L20 104ZM30 101V102H29ZM34 101V102H33ZM69 101H70V103H69ZM93 101V100H92ZM4 102V103H3ZM14 102V101H13ZM64 102V103H63ZM98 102V103H97ZM101 102V103H100ZM118 102H122L123 104H119L120 106L121 105H124V107H125V110H124V108H123V106H121V107H119L118 106ZM5 103H7V105L5 104ZM100 103V104H99ZM109 103V105L107 106V104ZM116 103V104H115ZM130 103V104H131ZM140 103V102H139ZM3 104H4V106H3ZM37 104V105H36ZM99 104V105H98ZM103 104V105H102ZM129 104V105H130ZM59 105V106H58ZM114 105V106H113ZM115 105H116V108H115ZM145 105H147V103L145 104ZM14 106V107H13ZM63 106V107H62ZM140 106L142 107L141 109H140ZM3 107V108H2ZM6 107H7V109H6ZM41 107V108H40ZM51 107V108H50ZM109 107V108H108ZM112 107H113V109H112ZM1 108L2 109H4V110H1ZM107 108H108V110L109 111H111V113H109V111L108 112H106L107 111ZM123 108V109H122ZM146 108V107H145ZM118 109L120 110V109H122V111H121V113L123 112V110L126 112V111H128V112H126V114H125V112H123V115L122 114H120V115H118L119 114V112H118ZM12 110V111H11ZM54 110V111H53ZM66 110V111H65ZM115 110H116V112H115ZM133 111V112H136V111ZM11 113H10V112ZM15 111V112H14ZM41 111H43L42 113H41ZM53 111V112H52ZM114 111V112H113ZM146 111V110H145ZM8 112V114H5V113H7ZM50 112V113H49ZM57 112V113H56ZM106 112V113H105ZM131 112V114H128V113H130ZM141 112V111H140ZM138 113V114H141V113ZM3 113V114H2ZM15 113V115H13ZM51 113H53V114H51ZM66 113V114H65ZM71 113V114H70ZM115 113H118L117 114V116H115L116 114ZM142 113L143 114H145L144 113V109L142 110ZM36 114V115H35ZM43 114V115H42ZM61 114V116H59ZM65 114V115H64ZM89 114V115H90ZM104 115V117H103V115ZM113 114H114V116H113ZM128 114V115H127ZM54 117H53V116ZM70 115V116H69ZM111 115L113 116V117H111ZM125 115H127V116H125ZM129 115H131V116H133L132 118H131V116L129 117ZM12 116H13V118H12ZM22 118H21V117ZM91 116V115H90ZM119 116H122V118H123V116H124V119H126L127 118V120H123L122 118H120L119 119ZM30 117V118H29ZM95 117V118H94ZM106 117V118H105ZM142 117H144V115L142 116ZM8 118V119H7ZM62 118H64L63 119V121H62ZM70 120H69V119ZM114 118V119H113ZM129 118H131V121H130V119ZM4 119V120H3ZM16 121H15V120ZM33 119V120H32ZM45 119V120H44ZM65 119L67 120V121H65ZM99 119V120H98ZM116 119H118V121H115ZM123 120V122H121L122 120ZM141 119V121L139 120L138 121V124H137V121H136V123L135 124H137V126H141V125H139V123L141 122H143V121H145L146 122V120H143L142 121V118H140ZM146 119V118H145ZM8 120V121H7ZM20 120V121H19ZM41 120V121H40ZM96 120V121H95ZM121 120V121H120ZM3 121L5 122V124H6V126H5V124L3 123ZM7 121V122H6ZM9 121H13V122H9ZM64 121H65V123H64ZM188 121V120H187ZM49 122V123H48ZM69 123L68 125H67V123ZM121 122V123H120ZM131 122H132V124H131ZM144 122V123H145ZM8 123H10V124H8ZM15 123V124H14ZM17 123H18V125H17ZM36 123V124H35ZM101 125H100V124ZM110 123H111V125H110ZM119 123V124H118ZM123 123V124H122ZM130 123V124H129ZM140 123V124H141ZM29 124H31V125H29ZM59 124H61V125H59ZM119 126L120 124L122 125H120V129L119 128H117L118 126ZM127 124H129V126H126ZM7 125H9L8 127H7ZM28 125V126H27ZM43 125V126H42ZM67 125V126H66ZM145 125V124H144ZM61 128H60V127ZM115 126H116V129H115ZM126 126V127H125ZM143 126V125H142ZM141 126V127H142ZM27 127V128H26ZM59 127V128H58ZM68 127V128H67ZM70 127V128H69ZM122 127H123V129H122ZM129 127V128H128ZM10 128H12V129H10ZM64 128H65V130H64ZM97 128V129H96ZM124 128H125V131H122V132H124V133H121L120 134V132H121V130H124ZM128 128V129H127ZM108 129V130H107ZM118 129V131L120 130V132H118L117 133V130ZM129 129H131L132 131H133V129H134V132L133 133H137L136 131H138L139 132V130H143V132H139V133H137V137H136V134H133L132 132H130L131 130H129ZM137 129V130H136ZM6 130V131H5ZM12 130V131H11ZM15 130V131H14ZM60 130V131H59ZM136 130V131H135ZM65 131V132H64ZM96 131V132H95ZM128 131H129V133H128ZM145 131V132H144ZM27 132V133H26ZM52 132H53V134H52ZM10 133V134H9ZM68 133H69V135H68ZM97 133V134H96ZM100 133V134H99ZM116 133V134H115ZM125 133H128V135L127 134H125ZM130 133H132L133 134V136H134V138L132 139V134L130 135ZM11 134H12V136H11ZM27 134V135H26ZM30 134H31V136H30ZM34 134V135H33ZM36 134V135H35ZM113 134V135H112ZM118 134H119V136H120V138L122 139H118L119 138V136H118ZM123 134H125V136L127 135L128 137H130L131 138V141H132V143L133 144H135L134 146H132L131 145V143H128L129 145H131L132 146V149L131 150H133V151H131L130 150V152H129V150H127V149H129L130 148V146L126 143L127 141H130V140H128V139H130V138H128L127 137V139L125 138V137H123L122 138V135ZM138 134H139V136H138ZM13 135H16L15 137L13 136ZM44 135V136H43ZM50 135V136H49ZM116 135V136H115ZM5 137V139H4V137ZM23 136V137H22ZM68 136V137H67ZM96 137L97 138V142L96 141H94V137ZM99 136H102V137H99ZM117 136H118V138H117ZM124 136V135H123ZM13 137V138H12ZM20 137H22V138H20ZM38 137V138H37ZM64 137H66V138H64ZM103 137H105V138H103ZM135 137L137 138V139H135ZM30 138V139H29ZM96 138H95V140H96ZM100 138V139H99ZM117 138V139H116ZM125 138V139H124ZM11 139V140H10ZM19 139V140H18ZM47 139H49V140H47ZM53 139H54V141H53ZM99 139V140H98ZM106 141H105V140ZM109 141H108V140ZM124 139V140H123ZM134 139H135V141H134ZM140 141H139V140ZM15 140V141H14ZM21 140V141H20ZM64 140V141H63ZM66 140V141H65ZM84 140V139H83ZM101 140V141H100ZM118 140H119V142H118ZM98 141H100V143L98 144ZM105 141V143H103ZM111 141V142H110ZM120 141H123L122 143L120 142ZM126 141V142H125ZM5 142H7V143H5ZM12 142V143H11ZM87 142V141H86ZM85 142V143H86ZM111 143V145H110V143ZM135 142V143H134ZM136 142H138V143H136ZM58 143V144H57ZM67 143V144H66ZM80 143L81 144H83L84 145V142H82V141H80ZM92 143H94V144H96V145H94V144H92ZM107 143H109V146H108V144ZM124 143V144H123ZM20 144V145H19ZM113 144V145H112ZM120 144V145H119ZM137 144V145H136ZM12 145V146H11ZM17 145V146H16ZM33 145V146H32ZM64 145H66V146H64ZM106 145H107V147H106ZM121 145H125L124 147L123 146H121ZM14 146V147H13ZM96 146H99L98 147V149H97V147ZM102 146V147H101ZM113 146H115V147H113ZM119 146H121V147H119ZM128 146V147H127ZM81 147H82V145H81ZM86 147V148H85ZM89 147V148H88ZM92 147H93V149H92ZM96 147V148H95ZM110 147V148H109ZM111 147H112V149H111ZM117 147H119V148H117ZM122 147H123V150H122ZM7 148V149H6ZM9 148H10V150H9ZM28 148V149H27ZM68 148V149H67ZM91 148V149H90ZM101 150H100V149ZM117 148V149H116ZM126 148V149H125ZM16 149V150H15ZM24 149V150H23ZM34 149H36V150H34ZM86 149H88V150H90V151H88V150H86ZM116 149V150H115ZM121 149V150H120ZM49 150V151H48ZM67 151V153H66V151ZM107 150H109V151H107ZM111 150V151H110ZM119 150V151H118ZM11 153H10V152ZM14 151V152H13ZM65 151V152H64ZM102 153H101V152ZM122 151V152H121ZM30 152V153H29ZM63 154H62V153ZM104 152V153H103ZM118 152H120V153H118ZM128 153L127 155H126V153ZM134 153V154H133ZM29 154V155H28ZM72 156H70V155ZM93 154V155H92ZM102 154L104 155V156H102ZM108 154H110V155H108ZM17 155V156H16ZM34 157H33V156ZM37 155V156H36ZM48 155V156H47ZM112 155V156H111ZM121 155H123L122 156V158L120 157ZM128 156L129 157V159H130V157H131V159H130V162H129V159L128 158H124V157H126V156ZM132 155V156H131ZM102 156V158H100ZM110 156V157H109ZM116 156V157H115ZM118 156V157H117ZM32 157V158H31ZM36 157V158H35ZM62 157V158H61ZM95 157V158H94ZM14 158V159H13ZM104 158H107V160L105 161L104 160ZM110 158V159H109ZM112 158V159H111ZM19 159V160H18ZM38 159V160H37ZM56 159V160H55ZM66 159V160H65ZM98 159H100V160H98ZM114 159V160H113ZM123 159H125V160H123ZM151 159H152V161H153V155L151 156ZM82 160V162L84 163V166L82 167V165L83 164H81V161ZM109 160H111L110 161V166H108V164L107 163H109L108 161ZM120 160V161H119ZM62 161H63V163H62ZM65 161V162H64ZM93 161V162H92ZM101 161H104V163L103 162H101ZM116 161V162H115ZM128 161V162H127ZM25 162V163H24ZM29 162H30V164H29ZM32 162H34V163H32ZM37 162H38V165H37ZM50 162V163H49ZM72 162V163H71ZM100 162V163H99ZM112 162H114L113 163V165H112ZM119 162V163H118ZM126 162V163H125ZM154 162V161H153ZM40 163H42V165L40 164ZM65 163V164H64ZM95 163V164H94ZM105 163H106V165H105ZM118 163V164H117ZM124 163H125V165H124ZM130 163V164H131ZM156 164H157V166L159 167V169L161 170V171H163V169H162V166H163V164L164 163H162V162H159V161H156L155 162ZM20 164V165H19ZM35 164V165H34ZM62 166H61V165ZM81 164V166H79ZM98 164V165H97ZM101 164V165H100ZM126 164H128V165H126ZM34 165V166H33ZM45 167H44V166ZM53 165V166H52ZM56 165V166H55ZM73 165H76L75 167L73 166ZM87 165V166H86ZM104 165V167H102ZM117 165V166H116ZM122 166L121 167V169H120V167L119 166ZM15 166V167H14ZM41 166V167H40ZM95 166V167H94ZM107 166L108 167H110V168H107ZM126 166V167H125ZM12 167V168H11ZM27 167V168H26ZM38 167L40 168V170L38 169ZM44 167V168H43ZM58 167V168H57ZM69 167H70V170H69ZM83 168V171H82V173H81V170H80V172H79V168ZM86 167V168H85ZM111 167H117L116 169L114 168H112V170H110L111 169ZM9 168V169H8ZM48 168V169H47ZM67 168V169H66ZM72 168V169H71ZM76 168V172L75 171H73L74 169ZM97 168H98V170H97ZM104 168V169H103ZM125 168V169H124ZM126 168L127 169H129V170H126ZM36 169V170H35ZM42 169H46L45 171H43ZM60 169H62V170H60ZM86 169V170H85ZM95 169V170H94ZM103 169V170H107V171H103L104 173L102 174V171L101 170ZM111 171V173L109 172V170ZM31 170H35L34 172L36 173L37 172V175L39 174L40 176H41V181H42V184H43V186H44V193H43V198H44V200H43V202H44V208H42V207H39V208H36V206L33 204V202H31L30 203V205L31 204H33L34 205V207H32V206H30L29 205V203L27 202L28 201V199H30V201H32L31 200V198L29 197L28 199H27V201H24L26 198H24L25 197V194H24V192L23 191H20V190H23V188L25 187V182H24V179H26V175H27V173H29V172H31ZM42 170V171H41ZM48 170V171H47ZM66 170V171H65ZM88 170V171H87ZM114 170V171H113ZM116 170V171H115ZM122 170H125L124 172H122ZM133 172H132V171ZM13 171V172H12ZM16 171V172H15ZM28 171V172H27ZM41 171V172H40ZM70 171V172H69ZM72 171L73 172H75L76 174H74V173H72ZM99 171V172H98ZM118 171V172H117ZM127 171V172H126ZM22 172V173H21ZM42 172H45V173H42ZM46 172H47V174H46ZM54 174H53V173ZM89 172V173H88ZM106 172H108V173H106ZM126 172V175H124V173ZM130 172H131V174L133 175V177L132 176H130ZM13 173V174H12ZM15 173V174H14ZM19 173H21L22 174V176H21V174H19ZM25 173V174H24ZM42 173V174H41ZM58 173V174H57ZM63 173H64V176H63ZM68 173V175H66ZM69 173H72V175H73V177L72 178H70V176H72L71 174L69 175ZM84 173V174H83ZM97 173V174H96ZM99 173V174H98ZM4 174V175H3ZM9 174V175H8ZM49 174H51L52 175V177H49ZM81 174H83V175H81ZM88 174V175H87ZM100 174H102V175H100ZM108 174V175H107ZM120 174V175H119ZM129 174V175H128ZM75 175H77L76 177H75ZM80 175H81V178H79L80 177ZM98 175V176H97ZM106 175V176H105ZM109 175H111V177L109 178ZM113 175V176H112ZM2 176V177H1ZM19 176V177H18ZM91 176V177H90ZM123 176V177H122ZM130 176V177H129ZM9 177V178H8ZM101 178V180L100 179H97V178ZM122 177V178H121ZM139 177V176H138ZM62 178V179H61ZM67 178V179H66ZM77 179V181H76V179ZM82 178L85 180H82ZM97 180H96V179ZM105 178V179H104ZM108 178V179H107ZM120 178V179H119ZM123 178H125V180L123 179ZM21 179V180H20ZM22 179H23V181H22ZM73 179H75V181H76V184H75V181L73 180ZM80 179V180H79ZM87 179V180H86ZM112 179H114V182H113V180ZM116 179V180H115ZM13 180V181H12ZM18 180V181H17ZM71 180H73V181H71ZM105 181V183H104V181ZM109 180L111 181V183L109 182ZM119 180V181H118ZM120 180L123 182H120ZM124 180V181H123ZM22 181V182H21ZM69 181V182H68ZM81 181H83V182H81ZM118 181V182H117ZM126 181V182H125ZM24 182V183H23ZM58 182V183H57ZM62 182H65V183H62ZM72 182L74 183V184H72ZM88 182V183H87ZM90 182V183H89ZM92 182H94V183H92ZM100 182V183H99ZM106 182H108V183H106ZM115 182H117L116 184H117V186L120 184L121 185V187L119 188V186H118V188H116V190H114L115 189V187H117V186H115L116 184H115ZM120 182V183H119ZM2 183H3V185H2ZM15 183V184H14ZM18 183V184H17ZM68 183V184H67ZM82 183H85V184H82ZM98 183V184H97ZM122 183V184H121ZM6 184H8L7 186H6ZM12 184H14V185H12ZM22 184H23V186H22ZM57 184H59V185H61L62 184V186H65V187H71V185L73 186V185H77L78 187H80V186H83L82 188H84V186L86 187H91V188H93L92 190H95V193H94V191H92L93 193L92 194H95V195H97L96 194V190L98 191V192H100L99 191V187L98 186H100V184H101V186H102V184H103V186H102V188L104 187V185H106V184H108L107 186H105L104 187V189H105V191H106V189H107V191H108V189L110 188V189H113V190H110L109 189V191H108V195H110V197H111V199L109 198V197H107L108 195H107V192H105L104 191V189H102L103 191H101L103 194H105V198H102L103 196L99 193L98 194V196H102L99 200H102V203L99 201L98 202V204L99 205H101V206H103V205H106L105 203H103L104 202V200L105 201H107V200H109L110 201V203L109 204H111L110 206L108 205V202H106L107 203V205L104 207V209L102 208V207H98V208H96L97 209V211L95 212V211H93V213L92 214H90L91 216H89L88 218H87V214H86V216H84V217H81V218H83V219H81V218H79L80 217V215L82 216V211H85V210H83V208H81V210H80V213H79V215H77L76 217H72V220H71V215H64V214H62V212H61V210H60V206H59V204H58V202H57V200H56V193H55V189H56V186H57ZM67 184V185H66ZM71 184V185H70ZM80 184H82V185H80ZM86 184H88V185H86ZM109 184H111V185H109ZM115 184V185H114ZM125 184V185H124ZM124 185V186H123ZM128 185H127V187H128ZM133 185V184H132ZM4 186V187H3ZM13 187V189H12V187ZM114 188H113V187ZM3 187V188H2ZM16 187H17V189H16ZM23 187V188H22ZM98 187V188H97ZM107 187V188H106ZM133 187V186H132ZM9 188V189H8ZM22 188V189H21ZM81 188V187H80ZM96 188V189H95ZM151 188V187H150ZM8 189V190H7ZM16 189V190H15ZM19 189V190H18ZM128 189H129V187H128ZM158 189V188H157ZM157 189H153V192H155L156 194L157 193H159V189H158V192H156L157 191ZM100 190H101V187H100ZM155 190V191H154ZM7 191V192H6ZM9 191V192H8ZM19 191V192H18ZM112 191V192H111ZM120 191H122V190H120ZM126 191H128V190H126ZM13 192H15L16 194L14 195V193ZM97 192V193H98ZM110 192H111V194H110ZM130 192V191H129ZM150 192H151V190H150ZM153 192H151V193H153ZM10 193V194H9ZM21 193V194H20ZM119 193H121V192H119ZM123 193H124V190H123ZM123 193H121V194H123ZM128 193V192H127ZM132 193V192H131ZM130 193V194H131ZM24 195V196H20V195ZM114 194L112 195V196H114ZM126 194V193H125ZM155 194V195H156ZM160 194V193H159ZM2 195H3V197L4 198H2ZM8 195V196H7ZM10 195V196H9ZM107 195V196H106ZM119 195H117V197H118ZM26 197H28V196H26ZM120 197V196H119ZM152 197H153V195H152ZM7 198H9V199H6ZM12 198V199H11ZM20 198V199H19ZM22 198L24 199V200H22ZM99 198V197H98ZM114 198H115V196H114ZM113 198V199H114ZM11 199V200H10ZM14 199V200H13ZM104 199V200H103ZM107 199V200H106ZM117 199V198H116ZM68 200V199H67ZM9 201H10V203H13V204H11L10 205V203H9ZM13 201V202H12ZM17 202V201H19L18 203H17V207L18 208H16V207H14L15 206V202ZM114 201H115V199H114ZM178 201L179 202H182L183 201V198H179L178 199ZM5 202H7V204L5 205ZM21 202H22V204H21ZM23 202H27L28 203V205L29 206H27V207H32V210L30 209V211H29V208L27 209L26 208V205L27 204H25V203H23ZM101 203V204H100ZM12 205H14V206H12ZM20 205L23 207H21V208H19L20 207ZM7 206H8V208H7ZM11 206V207H10ZM109 206V207H108ZM1 207V206H0ZM14 207V208H13ZM108 207V208H107ZM115 207H117V208H115ZM10 208V210H7V209H9ZM33 208H34V210H33ZM35 208L36 209H38L37 211H35ZM91 208V207H90ZM89 208V209H90ZM99 208L101 209V210H99ZM111 208L113 209V210H111ZM16 209V210H15ZM19 209H21L20 211H19ZM28 210V212H27V210ZM45 209V210H44ZM85 209V208H84ZM109 211H107V210ZM111 211H110V210ZM12 210V211H11ZM15 210V211H14ZM40 210V211H39ZM117 210V211H116ZM4 211V212H3ZM46 211V212H45ZM99 211V212H98ZM107 211V213H105ZM9 212V213H8ZM30 212V213H29ZM82 212V213H81ZM43 215H41V214ZM46 213H47V215H46ZM88 213V212H87ZM101 213H103L102 215H101ZM112 215H110V214ZM119 213V212H118ZM10 214V215H9ZM38 214H40V217H39V215ZM45 214V215H44ZM85 213H83V215H84ZM96 215L95 217H93L94 215ZM99 214H100V216H99ZM89 215V214H88ZM46 218H45V217ZM67 216V217H66ZM112 218H111V217ZM39 219H38V218ZM66 217V218H65ZM91 217H93L92 219H91ZM34 218V219H33ZM65 218V222H64V219ZM76 218V219H75ZM87 218V219H86ZM107 218H108V221H107ZM113 219V222H112V220L111 219ZM119 218V219H118ZM252 218L253 217H250V219H249V221L247 222V230H246V237H247V234L249 233V231H248V226H249V222L252 220ZM7 219V220H6ZM9 219V220H8ZM37 219V220H36ZM66 219H67V221H66ZM80 219V220H79ZM86 219V220H85ZM92 220V222H91V224L93 223V225H91L90 224V226H89V224L87 223V220ZM93 219H94V221H93ZM96 219V220H95ZM99 219L100 220H102V221H100V223H99ZM117 219V220H116ZM124 219V220H123ZM73 220H74V222H73ZM83 220V221H82ZM123 220V221H122ZM7 221V222H6ZM76 221V222H75ZM80 221V222H79ZM89 221V222H90ZM97 221H98V223L100 224H98L97 223ZM110 221H111V223H113V226L111 227V223H110ZM125 221V222H124ZM2 222V223H1ZM68 222V224H66ZM83 222V223H82ZM102 222V223H101ZM104 222H106L105 224H104ZM114 222H116V226H119V230L117 229V227H114ZM120 222V223H119ZM122 222H123V224H122ZM127 222V223H126ZM39 223H40V225H39ZM65 223V224H64ZM72 223V224H71ZM109 223V224H108ZM2 224H3V226H2ZM9 224H10V226H9ZM76 225L75 227H74V225ZM84 224V225H83ZM86 224V225H85ZM119 224V225H118ZM123 225V227H122V225ZM65 225V226H64ZM68 225V226H67ZM96 225V226H95ZM107 225H108V227H107ZM152 225H156V224H152ZM78 226V227H77ZM82 226H85V227H83L82 228ZM92 226H94V227H92ZM102 226V227H101ZM110 226V227H109ZM70 227V228H69ZM89 227V228H88ZM95 227H97V228H95ZM152 227V229H154L153 227L154 226H151ZM157 227H159L158 229H163L162 228V226H158V224L155 226V231H157L158 232V230H157ZM161 227V228H160ZM68 228V229H67ZM77 228V229H76ZM79 228V229H78ZM100 228V230H97V229H99ZM109 228H111V229H109ZM113 228V229H112ZM116 228V229H115ZM121 228V229H120ZM129 228V227H128ZM73 229H75L76 231H75V233H77V234H74V230ZM86 229H87V231H86ZM92 229V230H91ZM105 229V231H103ZM3 230V231H2ZM9 230V231H8ZM50 230V231H49ZM57 230H59V232L57 231ZM67 230V231H66ZM78 230H80L79 232H78ZM108 230V231H107ZM110 230V231H109ZM112 230H115V232H113ZM117 230H118V233L120 232V234L117 236L115 233L117 232ZM121 230V231H120ZM123 230V231H122ZM151 230V229H150ZM1 231H2V233H1ZM83 231V232H82ZM88 231H90V232H88ZM96 231V232H95ZM97 231H100V232H98V233H100V235L102 234V235H104V237L103 236H101L102 238H100V235L99 234H97ZM103 231V232H102ZM107 231V232H106ZM127 231V230H126ZM154 231V234L156 233ZM162 231V232H161ZM161 231H159L158 232V235L161 233L162 235L164 234L163 233V231H165V230H161ZM80 232H81V234H80ZM123 232V233H122ZM4 233V234H3ZM79 233V234H78ZM93 233V234H92ZM112 233H114V234H112ZM150 233H151V231H150ZM86 234H87V237H86ZM95 234H96V240L95 239H93V237L95 238ZM112 234V235H111ZM151 234H153V233H151ZM150 234V235H151ZM72 235H74V237L72 236ZM76 235H77V237H76ZM79 235V236H78ZM80 235H83V236H80ZM93 237H92V236ZM164 235H166V234H164ZM111 236V237H110ZM89 237V239H87ZM90 237H92V238H90ZM99 237V238H98ZM109 237V238H108ZM155 237V239L153 238V240H155V242L154 241H152V243H154V247H158L157 248V252H159V246L161 245V243L160 242H156L157 241V239L159 240V241H161V239L160 238H162V237H164V236H161L160 235V237L159 236H157L156 237V235L154 236ZM80 238V239H79ZM111 238H113V239H111ZM151 238V240H152V236L150 237ZM166 238V236L164 237V238H162V241H163V243H162V245L164 246L165 245V248H163V246L161 247V248H163V249H167L166 248V244H165V240H163V239H165ZM107 240L106 242H110V244L113 246L112 248L109 246V242L108 243H105V240ZM247 239V238H246ZM71 240H73V241H71ZM77 240H81V241H83V242H81V241H77ZM84 240H86V241H84ZM92 240H95L94 242L92 241ZM98 241H100V243L102 242V245L100 244V243H97ZM116 241V242H115ZM89 242H91L90 244H92V242H93V244L96 242V245L97 244H99V245H97V249H99V246H100V249L102 250H100L101 252H100V254H99V250L98 251H94V250H91V249H89L88 248V245H89ZM118 242H119V240H118ZM80 243H82V244H80ZM157 243H160V244H158V245H156ZM84 244V245H83ZM85 244H88V245H86L85 246ZM92 244V245H93ZM106 244V245H105ZM95 245V244H94ZM95 245V246H96ZM117 245H118V243H117ZM116 245V246H117ZM153 245V244H152ZM109 246V248L107 249V247ZM78 248V249H77ZM116 248V247H115ZM114 248V249H115ZM161 248H160V250H161ZM111 249V250H110ZM154 249H156V248H154ZM103 250H105L106 252H107V254H106V252H104ZM107 250H109V251H107ZM211 250H215L213 247H209V254H208V260H207V262L206 263H197V264H207L208 263V261H209V258H210V251ZM81 251H83V256L81 255ZM103 252H104V254H103ZM155 250H154V254H155ZM162 252H164V251H162ZM161 252V253H162ZM88 253V256L89 255H91L92 257H93V259L91 258V256H89V257H87V256H85V254H87ZM169 253V252H168ZM77 254V255H76ZM100 256H99V255ZM158 254V253H157ZM155 254L154 256L156 257V259H159V263H160V261H161V259L160 258H162V257H160V255H162V254ZM165 254L167 255V253L165 252ZM165 254H164V258L165 259H169V261L171 260L170 259V257L168 258V255L165 257ZM80 255L84 258H82V257H80ZM103 256V257H102ZM157 256H159L160 258H157ZM163 256V255H162ZM171 256V255H170ZM81 258V259H83V261H81V262H78V261H76V259L77 258ZM89 258V259H88ZM164 258H162V261L161 262H163V259ZM90 259H92V260H90ZM94 259H96V260H94ZM261 259H264L263 257L261 258ZM75 261V262H74ZM91 261V262H90ZM157 261L158 260H156L155 262L157 263ZM169 261L167 262V260H164V262L163 263H169ZM262 261V260H261ZM100 262V263H99ZM165 263V264H166ZM124 264H144V262H143V259H142V257H141V255H140V253L138 252V250H137V248H136V246H135V243H134V239H130V241H129V244L127 245V247H126V251H125V263ZM162 264V263H161ZM170 264V263H169Z\"/></svg>","mask_w":264,"mask_h":264},{"label":"water","instance_id":"95a60500","mask_svg":"<svg viewBox=\"0 0 264 264\" xmlns=\"http://www.w3.org/2000/svg\"><path fill=\"white\" fill-rule=\"evenodd\" d=\"M159 150H161V148L160 147H158V148H156V149H154V151H153V154H154V157H155V160H160V161H165L166 160V157L164 156V155H159ZM218 260H219V255H218V253H212L211 254V264H217V262H218Z\"/></svg>","mask_w":264,"mask_h":264},{"label":"crops","instance_id":"0c3cea01","mask_svg":"<svg viewBox=\"0 0 264 264\" xmlns=\"http://www.w3.org/2000/svg\"><path fill=\"white\" fill-rule=\"evenodd\" d=\"M221 254V253H220ZM210 259V258H209ZM207 264H209V261H208V263ZM219 264H225L224 263V261H223V258H222V255H221V261H220V263Z\"/></svg>","mask_w":264,"mask_h":264}]
</instances>
